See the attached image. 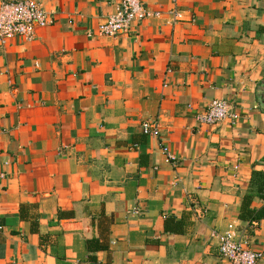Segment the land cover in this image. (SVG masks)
Listing matches in <instances>:
<instances>
[{
	"label": "crops",
	"instance_id": "0c3cea01",
	"mask_svg": "<svg viewBox=\"0 0 264 264\" xmlns=\"http://www.w3.org/2000/svg\"><path fill=\"white\" fill-rule=\"evenodd\" d=\"M30 1L49 24L0 43V264H229L231 231L264 256L239 217L264 172V0H145L158 17L116 37L95 33L121 0ZM214 100L230 117L197 122Z\"/></svg>",
	"mask_w": 264,
	"mask_h": 264
},
{
	"label": "built area",
	"instance_id": "2783aa9c",
	"mask_svg": "<svg viewBox=\"0 0 264 264\" xmlns=\"http://www.w3.org/2000/svg\"><path fill=\"white\" fill-rule=\"evenodd\" d=\"M145 0H121L115 13L101 24L97 30L98 37H116L130 30L134 22L158 17L144 5ZM171 16L176 19L178 12L172 10ZM49 24L46 12L40 4L30 1L3 2L0 5V43L19 38L25 42L34 39L35 30ZM229 115V104L223 100H214L206 111L196 116V121L215 126L224 122ZM144 134L158 136L159 126L156 122L144 121L141 123ZM166 161L171 157L167 149H163ZM218 240V252L222 259L229 264H264V256L260 252L248 249L244 240H236L233 231L223 235L213 234Z\"/></svg>",
	"mask_w": 264,
	"mask_h": 264
},
{
	"label": "trees",
	"instance_id": "16d2710c",
	"mask_svg": "<svg viewBox=\"0 0 264 264\" xmlns=\"http://www.w3.org/2000/svg\"><path fill=\"white\" fill-rule=\"evenodd\" d=\"M254 199L262 201L263 206L259 209H251L250 205ZM239 217L241 220H247L249 224L264 220V172L252 171L248 194L243 198Z\"/></svg>",
	"mask_w": 264,
	"mask_h": 264
}]
</instances>
